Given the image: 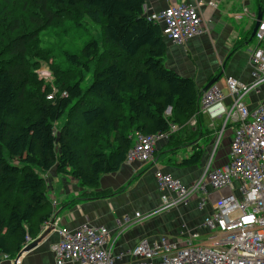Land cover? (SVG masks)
<instances>
[{
    "label": "trees",
    "instance_id": "1",
    "mask_svg": "<svg viewBox=\"0 0 264 264\" xmlns=\"http://www.w3.org/2000/svg\"><path fill=\"white\" fill-rule=\"evenodd\" d=\"M146 1L0 0V257L16 258L53 216L45 173L96 188L125 163L136 132L160 135L177 125L167 142L174 152L201 134L198 120L191 124L200 88L165 63L168 39L146 16ZM87 18L100 24L101 38L79 53L62 51L68 66H51L57 92L48 99L54 88L36 69L59 44L44 45L43 33ZM87 72L92 82L83 88ZM202 158L199 148L181 165Z\"/></svg>",
    "mask_w": 264,
    "mask_h": 264
},
{
    "label": "built area",
    "instance_id": "2",
    "mask_svg": "<svg viewBox=\"0 0 264 264\" xmlns=\"http://www.w3.org/2000/svg\"><path fill=\"white\" fill-rule=\"evenodd\" d=\"M203 4L201 1L170 4L160 13L147 17L163 24V35L167 39L183 44L204 30ZM206 4L217 6L214 1ZM262 10L263 16L252 40L256 46L249 51L252 81L246 83L227 77V92L218 82L207 90L200 88L197 114H207L212 127L216 120H222L215 149L223 132L230 125L234 127L228 162L211 169L212 155L202 177L191 186L161 169L155 171L162 194L161 209L155 212L187 204L194 195L200 197V210L212 201V210L200 229L202 233L186 228L187 223L181 224V230L174 237L161 235L154 241L148 237L140 239L129 252L131 260L118 261L107 246L111 239L107 227L84 224L72 231L59 229L61 240L54 246L57 264L67 261L80 264H264V93L252 109L245 100L252 92L260 93V87L264 86V7ZM56 92L55 88L47 98L51 99ZM197 120L195 115L191 124L195 125ZM177 130L178 126L171 124L169 131L160 135L136 132L125 162L152 161L157 142ZM53 203L58 204L56 200ZM130 219L126 216V222ZM27 240L28 245L33 239L28 237Z\"/></svg>",
    "mask_w": 264,
    "mask_h": 264
},
{
    "label": "crops",
    "instance_id": "3",
    "mask_svg": "<svg viewBox=\"0 0 264 264\" xmlns=\"http://www.w3.org/2000/svg\"><path fill=\"white\" fill-rule=\"evenodd\" d=\"M196 1L204 3L205 28L183 44L168 39L165 56L167 66L193 78L199 88H204L212 79L218 78L219 81L222 75L226 79L234 77L246 83L251 82L250 56L246 55L243 65H240L239 53L241 45L247 44L246 38L253 30L258 0H147L145 14L151 16L160 13L170 4ZM208 1H214L217 6L207 5ZM219 85L223 91L227 89L226 83ZM198 123L201 134L194 142L198 145H181L174 152L172 147L167 146V139L159 140L152 161L125 162L116 173L103 175L96 188L82 186L73 176L59 174L54 169L45 173L47 194L51 201L58 202L57 207L53 205L54 214L58 213V225L55 231L22 254L17 264H57L54 246L61 240L59 229L72 231L84 224L105 226L111 232L107 246L113 255L118 257V261H129V252L140 239L148 237L154 241L161 235L174 237L182 221L191 227L200 225L204 215L211 212L212 201L209 200L200 210L199 195H194L187 204L154 214L162 205V194L155 177L157 169L191 186L202 177L212 155L211 169L220 168L228 162L234 127L230 125L223 132L224 138L222 136V142L215 149V138L221 130L222 120H216L212 127V120L202 113ZM206 131L209 134L202 136ZM199 148L203 150L202 161L193 166L181 165L184 158ZM219 148L221 150L218 153ZM211 196L215 198L213 194ZM136 213L140 216L137 217ZM126 216L131 218L129 222H126ZM48 222L43 224L39 236L47 229ZM15 261L16 258L0 257V264H15ZM63 264L80 263L67 261Z\"/></svg>",
    "mask_w": 264,
    "mask_h": 264
},
{
    "label": "rangeland",
    "instance_id": "4",
    "mask_svg": "<svg viewBox=\"0 0 264 264\" xmlns=\"http://www.w3.org/2000/svg\"><path fill=\"white\" fill-rule=\"evenodd\" d=\"M67 25L70 28L68 31H66L64 33H62V32L59 33V31H55V30L43 33V39L45 41L44 45H46V46L57 45V43H58L59 44L58 45L59 50L56 54H54L55 57L51 58L50 60L40 61V66L36 69V73L38 75L39 80H42L43 82H45L47 84H50L53 88L56 87L55 83H54L55 82V74L53 73V71L51 69V66L53 65V63L56 62L57 64H59L63 67L68 66V62L66 61L65 57L63 56L62 51L65 50V51H71V52H75V53L78 52L79 53L81 48L84 46V44L86 43V41L89 38H92V37H95L97 39L101 38V26H100V24H98L97 22H95L92 19H88V18L84 19V22L81 25H78L74 22H67ZM255 46H256L255 41H252V42L245 44V45H241V47H240L241 52L239 53L240 65L247 58L246 55L247 56L249 55V51L254 49ZM250 74L252 77V72H250ZM85 75H86V79L83 83V88H86L92 82V72H87ZM217 82L219 84L221 83L224 85L226 83L225 75H222L220 80ZM260 90H261L260 93L252 92L250 95L245 97V100H246L250 109L254 108V104L256 102H258L260 99H262L263 93H264V86L260 87ZM224 92H227V89L224 90ZM218 135H219V133L216 135L215 142L217 141ZM169 138L170 137H168L167 140H169ZM223 138H224V136H223ZM162 139H160V140H162ZM164 139H166V138H164ZM228 147H227V149H228ZM58 148L59 147L57 145V151H58ZM220 150L221 149L219 148L218 153L220 152ZM212 152H213V150H211V154H212ZM10 161L14 164H18V165L22 164L18 160H12L11 159ZM53 201L54 200H52V206L54 205L55 207H57L58 204L57 205L54 204ZM161 212H163V211H158V212H155L154 214H158ZM204 218H205V215L203 217V221H204ZM203 221L197 227H191V225H189L187 223L186 228L192 229V230H199L201 232L200 229L202 227ZM181 224H185V222L182 221ZM180 230H181V227L179 226L178 232Z\"/></svg>",
    "mask_w": 264,
    "mask_h": 264
},
{
    "label": "water",
    "instance_id": "5",
    "mask_svg": "<svg viewBox=\"0 0 264 264\" xmlns=\"http://www.w3.org/2000/svg\"><path fill=\"white\" fill-rule=\"evenodd\" d=\"M262 16H263V10H262V7L259 6L258 8V12H257V16H256V19H255V24H254V27H253V30L251 32V35H250V38H249V41L247 42L250 43L252 42L255 34H256V31L259 27V24H260V21L262 19ZM217 79L218 78H215V79H212L205 87L204 89L207 90L211 85H213L214 83L217 82ZM58 213H55L52 218L49 220L48 222V227L47 229H45V231L43 232V234L41 236H39L38 238H36L35 240H33L31 243H29L28 245H26L22 251L19 253V255L16 257V261H15V264L18 263L20 257L22 256V254H24L25 252L29 251L31 248L35 247L38 242L43 238L45 237L46 235H48L49 233H51L52 231H55L56 228H57V225H58Z\"/></svg>",
    "mask_w": 264,
    "mask_h": 264
}]
</instances>
